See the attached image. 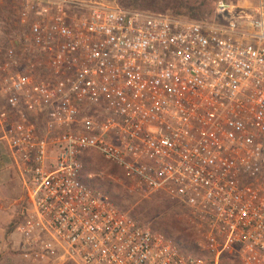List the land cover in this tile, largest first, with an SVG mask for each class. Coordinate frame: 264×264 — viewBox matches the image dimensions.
<instances>
[{
    "label": "built area",
    "instance_id": "obj_1",
    "mask_svg": "<svg viewBox=\"0 0 264 264\" xmlns=\"http://www.w3.org/2000/svg\"><path fill=\"white\" fill-rule=\"evenodd\" d=\"M21 6L25 41L0 46V144L24 190L22 260L264 264V0H220L208 21L101 0ZM90 151L130 194L183 206L195 251L91 187Z\"/></svg>",
    "mask_w": 264,
    "mask_h": 264
},
{
    "label": "rangeland",
    "instance_id": "obj_2",
    "mask_svg": "<svg viewBox=\"0 0 264 264\" xmlns=\"http://www.w3.org/2000/svg\"><path fill=\"white\" fill-rule=\"evenodd\" d=\"M101 1L110 3L116 2L121 6L131 9L153 11L170 15L178 13L177 15L173 16L183 17L191 20H194L190 18L192 17L191 14L193 15V13L196 12L203 19L201 21H208L213 20L215 18L216 5L217 2L220 0H206L205 6L199 5L200 0H150V3L148 4H139V7H133L128 4H123L120 0ZM224 1L235 3L233 0ZM22 2L23 0H0V14L2 15V17L4 14L5 17L8 18L9 22H13L14 19L16 21V18L18 19L19 10L22 8ZM248 2L249 0L242 1L240 4L248 5ZM9 22L7 21L6 23L9 24ZM2 26L3 25L0 23V28ZM20 27L21 33L19 34V37L24 42L25 37L23 35H25L28 30L26 29V27ZM27 44L28 43L22 44L23 49L28 48L26 46ZM0 148H3L1 144ZM98 159L101 163V166L107 168L109 171H102L101 169L97 171H90L88 174L93 175V179H88L91 181H88L92 185L91 187H95V189H98L104 192L105 194L109 195V197L113 199L115 203H117V205L122 211L126 212L130 217H133L135 220L137 219L140 223H142V225L150 226L155 231L162 230V233L167 236H169L168 229H166L168 226L169 228H173L169 230H171L174 234H176V231L182 230L180 229L178 220L176 218V212H178L179 209L175 205L169 203L170 206L163 207V203L165 202H159V200L165 199L163 195L159 194H155L150 199H143L142 197H139L137 195L130 194L129 191L126 190L124 182L122 183V175L119 172H116V170H110V168H112L111 164L106 162L102 157L99 156V158H93L94 161ZM113 194L115 195L113 196ZM119 203L125 208H127L128 206V210L121 208ZM14 208L15 207H13V209ZM12 213L14 214L13 219H19L20 212L18 215V208H16L14 212L12 211ZM10 228L11 224L7 225L4 236L0 238V264H36L22 260L18 252L19 236L17 233H14V231H12ZM183 234L185 235L186 233Z\"/></svg>",
    "mask_w": 264,
    "mask_h": 264
},
{
    "label": "trees",
    "instance_id": "obj_3",
    "mask_svg": "<svg viewBox=\"0 0 264 264\" xmlns=\"http://www.w3.org/2000/svg\"><path fill=\"white\" fill-rule=\"evenodd\" d=\"M121 3L123 4H128V5H131L133 7H139V4H148L150 3V0H120ZM235 3L237 4H240L242 1H248V0H233ZM200 6H205L206 5V0H200ZM178 13L176 14H172V15H177ZM192 19L194 20H198V21H201L203 20L198 13H193V15L191 14ZM4 21H8V18L5 17V15L3 14V17L2 15L0 14V23L3 25L1 27V36H0V46L3 47V48H7L9 46L12 45V43L17 40V38L20 36L19 34L21 33L20 30H21V25H20V22H19V18L17 19L16 18V21L14 19L13 22H9V24H7L6 22ZM97 155V156H96ZM100 154H98L97 152H93V151H90V152H87L83 155L82 157V162H83V173H84V179L88 182H91L90 180H88V174L90 171L94 170V171H97L99 169H101L102 171L103 170H106V171H109L107 168L105 167H102L101 166V163L99 162V159L94 161L93 158H99ZM101 157V156H100ZM111 164V163H109ZM112 168H110V170L114 171L116 170V172H119L121 175V171L120 169L115 166L114 164H111ZM93 179V178H92ZM115 194H113L114 196ZM159 195H163L164 199L166 200H162L160 199L159 202L163 201L165 203H163V207L165 206H170V204H173L175 205L179 211L176 212V218L178 220V223H179V227L180 229L182 230H179V231H176V234H174L171 230L169 229H173V228H169V226L166 228L168 229V237L172 238L177 244H179L184 250L186 251H191V252H194L195 249H196V241H197V237H196V234H195V231L190 227L188 221H187V210L179 205L178 203L176 202H173L172 200H170L166 195L160 193ZM121 203V202H120ZM119 203V204H120ZM117 204V203H116ZM126 206V205H125ZM120 207L125 209V210H128V206L127 208H125L123 205L120 204ZM20 219V218H19ZM19 219H13V222L11 223V230L14 231L15 230V227L16 225L19 223ZM136 221L142 225V223H140L137 219ZM154 227V226H153ZM161 228V227H160ZM155 229V228H154ZM184 230V231H183ZM162 232V230H161ZM183 233H186L185 235ZM220 264H236V260H233L230 256L228 255H223L222 258H221V263Z\"/></svg>",
    "mask_w": 264,
    "mask_h": 264
},
{
    "label": "crops",
    "instance_id": "obj_4",
    "mask_svg": "<svg viewBox=\"0 0 264 264\" xmlns=\"http://www.w3.org/2000/svg\"><path fill=\"white\" fill-rule=\"evenodd\" d=\"M1 146L4 149L0 148V238L4 236L6 226L13 220L12 211L18 208V215L21 212V201L24 197V190L12 159L5 146Z\"/></svg>",
    "mask_w": 264,
    "mask_h": 264
}]
</instances>
